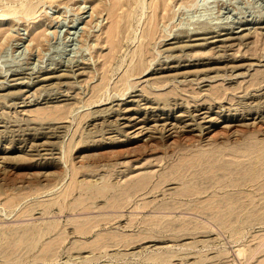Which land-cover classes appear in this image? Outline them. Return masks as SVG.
Returning <instances> with one entry per match:
<instances>
[{"label": "rangeland", "instance_id": "374dc122", "mask_svg": "<svg viewBox=\"0 0 264 264\" xmlns=\"http://www.w3.org/2000/svg\"><path fill=\"white\" fill-rule=\"evenodd\" d=\"M263 95L264 0H0V264H264Z\"/></svg>", "mask_w": 264, "mask_h": 264}, {"label": "bare ground", "instance_id": "6f19581e", "mask_svg": "<svg viewBox=\"0 0 264 264\" xmlns=\"http://www.w3.org/2000/svg\"><path fill=\"white\" fill-rule=\"evenodd\" d=\"M158 1V0H157ZM110 10H113L112 11V14H115V7H112V8H110ZM113 31V30H112ZM35 37V36H34ZM36 39V38H35ZM264 96V95H263ZM128 120V124H132V123H134V124H137V117H132V118H130V119H127ZM200 120V119H199ZM136 122V123H135ZM140 125V124H139ZM227 125V124H226ZM229 125V124H228ZM259 125V124H258ZM225 128V127H224ZM140 132H142V131H144V129L142 128V127H140V130H139Z\"/></svg>", "mask_w": 264, "mask_h": 264}]
</instances>
